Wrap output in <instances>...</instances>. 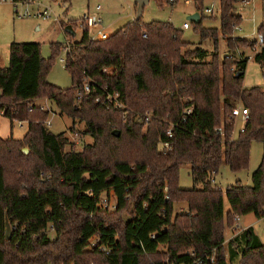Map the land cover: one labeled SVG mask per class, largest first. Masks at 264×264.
<instances>
[{
  "label": "trees",
  "instance_id": "1",
  "mask_svg": "<svg viewBox=\"0 0 264 264\" xmlns=\"http://www.w3.org/2000/svg\"><path fill=\"white\" fill-rule=\"evenodd\" d=\"M251 1L220 0V28L203 27L204 16L195 24L202 40L214 42L212 53L184 41L170 22L141 17L98 40L88 27L66 54L69 88L46 79L62 44L53 43L46 60L41 43H11L9 65L0 67V113L28 129L22 139L0 137V264H230L237 257L264 264V240L253 227L230 239L227 253L225 236L226 215L228 228L235 217L264 219V154L251 186L224 191L213 182L223 164L248 168L253 142L264 145V88H244L249 58L239 53L260 44L234 35L243 21L237 5ZM194 2L200 10L202 0ZM220 38L230 53L222 60ZM258 48L264 73V43ZM116 93L122 107L97 101ZM42 98L72 119L71 132L84 124L81 134L93 143L79 151L66 133H52L50 112L35 103ZM239 102L249 118L235 137L231 112ZM185 165L192 189L179 185ZM179 203L187 207L175 212Z\"/></svg>",
  "mask_w": 264,
  "mask_h": 264
},
{
  "label": "rangeland",
  "instance_id": "2",
  "mask_svg": "<svg viewBox=\"0 0 264 264\" xmlns=\"http://www.w3.org/2000/svg\"><path fill=\"white\" fill-rule=\"evenodd\" d=\"M160 6L157 0H150L145 7L142 21L149 23L151 21L170 22L177 29H180L185 22H189L188 17L194 13L204 15L203 27L220 28V0H202L201 9H197L194 1L187 4L185 0H179L177 3ZM40 6L36 3L28 5L32 11L31 16H21L27 5L20 4L15 6L11 1L0 2V67H6L10 61V45L13 42H37L42 45V55L47 60L52 54V44L60 43L65 45L70 40H80L84 29L88 26L81 27V22L86 15L102 19V22L89 26V34L92 39H104L117 30L133 21L136 17V0H39ZM215 4L213 15L206 13V9ZM101 6V10L97 7ZM50 7L53 10L51 18L35 16L38 9ZM236 14L242 16V24L235 29L234 35L247 39H256L258 36V28L264 25V0H252L249 3H239L237 5ZM56 17L59 20H56ZM197 23L190 22L191 27L182 30L184 41L190 42L193 47H203L214 52V42L211 40H202ZM72 25L76 31V36L70 37L65 31V27ZM85 25V23H84ZM146 38V37H145ZM260 47V45H258ZM242 48L239 53L244 54L248 60L246 74L243 80V86L246 89L252 87L264 88V73L261 66L255 61V51L259 48ZM256 49V50H255ZM219 58L222 60L226 55H230L227 46L222 38L219 41ZM66 54L61 48V52L56 56L52 63V68L46 79L51 84L61 88H69L72 86V79L69 72L65 68V64L61 62V58H65ZM210 58V57H209ZM1 92V91H0ZM35 103L39 105H47L51 108L49 120L52 122L50 131L54 134L66 133L72 143L71 148L82 150L86 144L93 143L90 135H82L81 132L85 128L84 124H77L76 132H71L70 128L73 121L66 115H61L55 104L47 98L37 99ZM243 105L240 102L238 106ZM244 127L242 121H238L234 136L237 137L240 130ZM0 128H4L7 134L5 137H13L22 139L28 129L27 123L15 122L11 132L10 120L0 114ZM9 133V134H8ZM27 148V147H26ZM70 148V147H69ZM68 148V149H69ZM264 145L262 142L255 141L252 144L250 163L248 168L239 172H233L226 164H223L218 173L214 175L213 182L222 190H226L229 186L235 185L237 182L251 186L253 184L252 175L260 166L263 160ZM190 165L182 166L179 172V185L183 189H192L194 187L193 179L190 174ZM103 200L106 196L103 195ZM110 209L114 208L115 201H109ZM184 203L176 204L175 212L186 209ZM225 212L230 208L227 198L224 202ZM127 216V215H125ZM227 216V215H226ZM225 216V236H226V253L229 250V240L238 235L242 230L253 227L256 233L264 240V219L257 218L254 214L241 216L239 222H236L232 228L227 227V219ZM228 248V249H227ZM230 264H240V257L234 258Z\"/></svg>",
  "mask_w": 264,
  "mask_h": 264
},
{
  "label": "built area",
  "instance_id": "3",
  "mask_svg": "<svg viewBox=\"0 0 264 264\" xmlns=\"http://www.w3.org/2000/svg\"><path fill=\"white\" fill-rule=\"evenodd\" d=\"M2 1H6V0H2ZM2 1H0V2H2ZM8 1H11L17 7L20 4H26L27 5L26 10L23 13L20 14L21 16H31L32 15V11L30 10L28 5L36 3L38 6H40L39 0H20V1L8 0ZM170 1L174 2V0H170ZM185 1H186L187 4H189V3H191L194 0H185ZM101 9H102L101 6L97 7V10H101ZM206 13L207 14H213L214 13V5H212L211 7L207 8L206 9ZM52 15H53V10L50 7H46V8H44V10L38 9L36 11V15L35 16H39V17H43L45 19H48V18H51ZM56 20H59V18L56 17ZM82 21L83 22H81V27L84 28V26H86V25L88 27L96 25V24L102 22V19L97 17L96 15H93V16L86 15L83 18ZM84 23H85V25H84ZM190 27H191L190 22H185L183 24V26H182V28H184V29H188ZM144 37H147L146 34H144ZM257 38H258L259 44L263 45V43H264L263 35L259 33ZM62 49L65 52V54H67L70 51V49H71L70 40L67 41V43L65 45H63ZM61 62L66 64V57L65 58H61ZM83 91L86 94H89L91 92V84L88 83V82L85 83V85L83 87ZM118 97H119L118 93H116L114 95L109 94V96L106 99L98 98L97 101L101 102L103 105H106L107 107H111V106L122 107L123 105L119 102ZM39 106L41 107V110H45V111H49V112L52 111L51 108L49 106H47V105H39ZM191 113H192V109L191 108H187L184 111L185 116L186 115H190ZM231 118L235 120L236 124H237L238 121H242L244 123V125H245V123L248 121V118H249V111L243 105L237 106V107L233 108V110L231 112ZM46 126L48 128L52 127V122L50 120H48L46 122ZM218 131L221 134H224V131H223L222 128H220ZM168 136H169V138L173 137L172 129H170L168 131ZM166 147L169 149L170 145L168 143H166ZM103 205H104V207H108L107 200H103ZM239 220H240V217H235V221L236 222H239ZM152 238H155V236L153 235ZM191 253H192V255H195L194 251H192ZM207 258L209 259V257H207ZM210 260H211V262H214V258H211ZM196 264H203V262H202V260H199V261L196 262Z\"/></svg>",
  "mask_w": 264,
  "mask_h": 264
},
{
  "label": "water",
  "instance_id": "4",
  "mask_svg": "<svg viewBox=\"0 0 264 264\" xmlns=\"http://www.w3.org/2000/svg\"><path fill=\"white\" fill-rule=\"evenodd\" d=\"M150 0H136L137 3V16L136 19H141L143 16V12L145 7L149 4ZM200 19V14L199 13H194L191 16H189L188 20H190L192 23H198ZM65 31L70 34L71 36H76V31L73 29L72 25H68L65 27ZM117 136H119V132H115ZM23 151L25 153L29 152L28 148H23ZM13 235V230L12 227L9 223V220H6V239L9 240Z\"/></svg>",
  "mask_w": 264,
  "mask_h": 264
},
{
  "label": "crops",
  "instance_id": "5",
  "mask_svg": "<svg viewBox=\"0 0 264 264\" xmlns=\"http://www.w3.org/2000/svg\"><path fill=\"white\" fill-rule=\"evenodd\" d=\"M137 4V3H136ZM212 5H214V10H215V4H212ZM211 7V6H210ZM209 8V7H208ZM136 9V16H137V8H135ZM214 14V13H213ZM213 14H209L210 16L211 15H213ZM191 16V15H190ZM202 16H204V15H202V14H200V19H201V17ZM242 17V16H241ZM189 18V17H188ZM135 19H136V17H135ZM200 19H199V21H200ZM189 22H191L190 20H189ZM216 28H218V27H216ZM181 30H187V29H184V28H180ZM189 29V28H188ZM256 50V49H255ZM258 51L256 50L255 51V53L254 54H256ZM0 95H1V92H0ZM48 100V99H47ZM38 105V104H37ZM1 115H3V113L1 112L0 113ZM4 116V115H3ZM6 117V116H5ZM8 118V117H7ZM9 119V118H8ZM10 120V119H9ZM10 123H11V121H10ZM22 123V122H21ZM23 123H26V122H23ZM13 127H14V124L12 125V123H11V132H12V130H13ZM4 134H7L6 133V130H4V128H0V137L1 138H3V139H8V138H10V137H5V135ZM9 134V133H8Z\"/></svg>",
  "mask_w": 264,
  "mask_h": 264
}]
</instances>
